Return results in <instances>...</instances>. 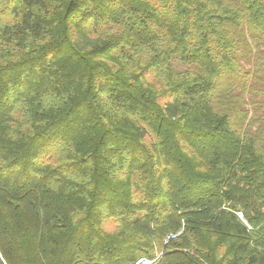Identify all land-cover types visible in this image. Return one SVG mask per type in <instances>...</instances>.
<instances>
[{
  "label": "trees",
  "instance_id": "1",
  "mask_svg": "<svg viewBox=\"0 0 264 264\" xmlns=\"http://www.w3.org/2000/svg\"><path fill=\"white\" fill-rule=\"evenodd\" d=\"M142 257L264 264V0H0V264Z\"/></svg>",
  "mask_w": 264,
  "mask_h": 264
},
{
  "label": "built area",
  "instance_id": "2",
  "mask_svg": "<svg viewBox=\"0 0 264 264\" xmlns=\"http://www.w3.org/2000/svg\"><path fill=\"white\" fill-rule=\"evenodd\" d=\"M239 216H241V213H239ZM172 237H174V235H172ZM135 264H156V259L150 260V259L142 257L138 259Z\"/></svg>",
  "mask_w": 264,
  "mask_h": 264
},
{
  "label": "rangeland",
  "instance_id": "3",
  "mask_svg": "<svg viewBox=\"0 0 264 264\" xmlns=\"http://www.w3.org/2000/svg\"><path fill=\"white\" fill-rule=\"evenodd\" d=\"M177 67H180L179 65L175 64Z\"/></svg>",
  "mask_w": 264,
  "mask_h": 264
}]
</instances>
